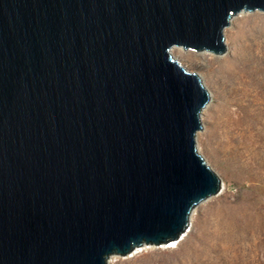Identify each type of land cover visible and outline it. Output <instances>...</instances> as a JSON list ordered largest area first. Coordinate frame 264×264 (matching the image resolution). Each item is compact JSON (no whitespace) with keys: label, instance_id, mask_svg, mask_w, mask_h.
I'll return each instance as SVG.
<instances>
[{"label":"water","instance_id":"95a60500","mask_svg":"<svg viewBox=\"0 0 264 264\" xmlns=\"http://www.w3.org/2000/svg\"><path fill=\"white\" fill-rule=\"evenodd\" d=\"M264 0H0V264H108L180 242L222 180L210 94L173 47L224 54Z\"/></svg>","mask_w":264,"mask_h":264},{"label":"rangeland","instance_id":"374dc122","mask_svg":"<svg viewBox=\"0 0 264 264\" xmlns=\"http://www.w3.org/2000/svg\"><path fill=\"white\" fill-rule=\"evenodd\" d=\"M234 16L235 23L224 30V54L172 51L201 77L211 96L196 142L221 178L222 190L194 208L176 246L112 255L111 264H264V116L250 112L264 99V12Z\"/></svg>","mask_w":264,"mask_h":264},{"label":"bare ground","instance_id":"6f19581e","mask_svg":"<svg viewBox=\"0 0 264 264\" xmlns=\"http://www.w3.org/2000/svg\"><path fill=\"white\" fill-rule=\"evenodd\" d=\"M245 12H247V11H242V12H239L240 14H244ZM238 13V14H239ZM235 23V16H233L231 19H230V22H229V27L227 26L225 29H227V28H230L233 24ZM175 48H177V46H175V47H173L172 48V50H171V53H172V51H174V49ZM173 55V54H172ZM258 96V95H257ZM260 96V95H259ZM258 96V98H260ZM260 99H262V98H260ZM211 104H212V101H211V96H210V101L208 102V104L206 105V107L202 110V112H201V118L203 117V114L204 113H206L207 111H208V108L211 106ZM246 106L248 107V109H249V107L251 106V104H250V102H247L246 103ZM255 108H257V109H259L258 111L257 110H255ZM255 111V115H253V117H262V116H264V99H262V103H261V105H259V106H257V107H253V106H251L250 107V112L251 111ZM211 198H213V197H211ZM201 204V203H200ZM196 210L197 209H195L193 212H192V215L191 216H193L194 215V213L196 212ZM176 242H174V243H172L171 245H169L168 247H173V246H176ZM113 258L114 257H112L111 259H109V261H108V264H111V262L113 261Z\"/></svg>","mask_w":264,"mask_h":264}]
</instances>
